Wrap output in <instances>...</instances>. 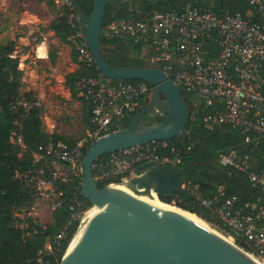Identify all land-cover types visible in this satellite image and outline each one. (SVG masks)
Masks as SVG:
<instances>
[{
  "label": "built area",
  "instance_id": "built-area-1",
  "mask_svg": "<svg viewBox=\"0 0 264 264\" xmlns=\"http://www.w3.org/2000/svg\"><path fill=\"white\" fill-rule=\"evenodd\" d=\"M245 2L251 8L246 19L239 14L217 15L191 4L164 12L142 11L138 18L123 19L110 14L104 19L100 37L105 41L119 40L124 45H140L146 66L161 70L181 90L210 108L203 116L207 130L229 126L245 136L244 142L256 147L264 144V0ZM53 4L55 16L65 19L67 40L75 51L76 64L94 66L73 0H53ZM76 91L86 104L88 115L86 134L75 147L51 141L25 164L20 160L26 150L22 136L13 132L9 137L20 158L12 170V181L27 189V200L11 208L14 227L25 236L42 234L48 224L41 221V209L50 211L51 216L63 206L67 211L52 245L47 244L39 252L38 264L56 262L51 258L69 227L77 223L78 228L89 211L83 210L77 198L82 181V148L123 129L122 122L137 113L141 103L151 99L154 88L145 82L112 83L97 73L77 82ZM192 105L197 108L195 100ZM10 107L28 112L39 105L30 95L19 93ZM164 113L152 106L146 116L153 120ZM196 113L197 110L189 113L188 119H194ZM165 151L171 155H164ZM246 159L238 161L231 151L220 157L219 164L246 175L250 186L257 190L254 203L239 206L237 197L227 195L224 187H218L210 197L195 189L189 193L208 209L213 219L239 235L250 250L246 253L264 264V167L250 172ZM147 162L177 166L178 158L168 141L112 152L93 164L92 169L99 173L94 181L119 178L117 184L126 182L135 176L137 166ZM66 186H70L67 200L62 190Z\"/></svg>",
  "mask_w": 264,
  "mask_h": 264
},
{
  "label": "water",
  "instance_id": "water-1",
  "mask_svg": "<svg viewBox=\"0 0 264 264\" xmlns=\"http://www.w3.org/2000/svg\"><path fill=\"white\" fill-rule=\"evenodd\" d=\"M78 1L73 3L96 70L107 80H138L154 91L125 128L92 141L84 151L80 196L102 210L79 225L59 264H260L191 217L142 200L151 199L152 191L157 198L168 200L178 194L184 201H195L184 188L177 166L147 162L137 166L135 176L126 182L97 187L92 166L98 158L179 137L188 123L189 109L181 98V89L161 70L146 65L115 67L104 59L100 34L106 8L125 0H91L88 16ZM152 106L164 110V116L146 123L143 119ZM128 198L132 200L121 204Z\"/></svg>",
  "mask_w": 264,
  "mask_h": 264
},
{
  "label": "trees",
  "instance_id": "trees-1",
  "mask_svg": "<svg viewBox=\"0 0 264 264\" xmlns=\"http://www.w3.org/2000/svg\"><path fill=\"white\" fill-rule=\"evenodd\" d=\"M81 10L88 16L92 9L91 0L78 1ZM48 6L52 1L47 0ZM186 4L197 6L201 9H208L217 15L239 14L244 19L249 17L250 6L245 0H214L212 4L207 0H142L135 4L127 2L109 5L106 8L105 19L112 14L116 18H138L139 12H164L169 9H180ZM255 20V17H252ZM50 29L61 43H67L68 27L63 17H56L50 23ZM100 48L104 59L109 65L115 67L145 66L141 58L142 48L140 45H124L119 40L105 41L100 39ZM14 42L0 44V264H38L36 258L39 252L44 249L46 242L51 244L53 236L57 234L61 224L67 217L65 206L52 213V222L46 226L43 233L25 234L14 227L12 217V206L19 207L27 200V189L12 181V170L16 165L19 150L9 142L11 133L17 132L22 136L25 145V153L21 159L26 164L30 163L31 155L38 152L39 148L46 146L49 142L61 141L70 148L75 147L77 142L62 141L55 135H49L43 131L39 117V108L24 112L22 108L11 109V103L20 93L22 72L18 70V54ZM106 52V53H104ZM72 60L76 62L75 51H72ZM76 72L64 77L65 86L74 96L76 84L80 80L94 77L97 73L94 66L78 65ZM112 83L117 81H110ZM128 82H142L131 80ZM27 95V94H26ZM181 98L186 103L189 113L197 110L194 119L188 120L185 130L179 137L168 141L174 147L175 155L178 158L177 168L183 180V186L191 192L197 190L202 196L210 197L216 193L218 187H224L229 196H236L238 205L243 207L247 203H254L257 197V190L252 188L245 174L233 167L221 166V156L233 151L237 160L247 157L246 164L248 171L259 172L264 167V144L259 143L254 147L253 143L244 142L245 136L238 130L229 126H221L215 130H207L204 127L203 116L210 108L206 107L201 100L184 90H181ZM197 102V108H193L192 101ZM84 104V103H83ZM85 124L87 122L88 108L86 104ZM143 106V103H141ZM129 119L122 122L126 127ZM144 122H152L147 116ZM89 145V144H88ZM82 148V153L88 147ZM164 155H171L169 151L162 152ZM106 155L101 156L95 163L103 161ZM93 178L98 176V171L93 169ZM118 179L95 180L98 188L108 184H117ZM70 186L63 188L64 199H68ZM77 198L83 204V210H88L92 204L80 196V187ZM162 202L174 205L178 208L195 214L198 218L216 228L225 236L232 237L235 245L244 252H250L247 244L239 238V235L230 228L219 223L210 215L208 209L200 206L198 201H184L181 196L174 194L171 199L158 197ZM77 223H73L65 238L60 241V246L51 259L59 264L63 253L69 245L76 229ZM208 225V226H209ZM52 245V244H51Z\"/></svg>",
  "mask_w": 264,
  "mask_h": 264
},
{
  "label": "rangeland",
  "instance_id": "rangeland-1",
  "mask_svg": "<svg viewBox=\"0 0 264 264\" xmlns=\"http://www.w3.org/2000/svg\"><path fill=\"white\" fill-rule=\"evenodd\" d=\"M213 1L214 0H207L210 4H212ZM135 6H138V4H135ZM42 7L43 5L37 0H0V43L6 44L7 42H11L13 37L19 36L31 40L34 37L33 32L36 31H27L29 29H25L24 23L20 20L21 18H23V20L32 19L27 14L33 13V11H35V15H38L40 19L52 20V18H54V13L51 8L45 10L42 9ZM31 45H33V43H31ZM33 46L34 51H36L38 46L36 49L35 45ZM65 46L68 47V44ZM17 50V54L20 58L22 56L20 53L21 50ZM67 52L66 49V51L61 53L60 62L56 66L58 70L54 73L48 69L49 67L45 62L36 61L35 64H32L30 63L31 59L27 57V59L24 60L25 66H35V68H30L28 70L27 73H29V75L27 74L25 76L22 73L19 92L21 94L30 95L39 104L41 127L44 132L49 135H55L62 141L79 143L84 138L85 134V110L77 93L73 96L63 81L64 73L69 70L66 69L65 66L68 59ZM30 54L32 53L30 52ZM169 205L177 207L172 203ZM93 206L94 205L88 210ZM40 218L44 223L51 224L52 222L50 211L46 209H41ZM209 227L225 236L216 228L210 225ZM225 237L230 238L229 236ZM47 244L46 242L45 246ZM233 244L235 245L234 241Z\"/></svg>",
  "mask_w": 264,
  "mask_h": 264
},
{
  "label": "crops",
  "instance_id": "crops-1",
  "mask_svg": "<svg viewBox=\"0 0 264 264\" xmlns=\"http://www.w3.org/2000/svg\"><path fill=\"white\" fill-rule=\"evenodd\" d=\"M37 1L39 3H41V5H43L42 9L47 10V9L51 8L52 12L54 13V18H55V10H54L53 0H51L52 4H53L52 6H48L47 0H37ZM34 12L35 11H33V13L27 14L32 19L29 18V19L23 20V18H21L20 21H22V23H24L25 29H29L27 31H30V30L36 31V32H33L35 38L33 37L32 38L33 40L32 39L29 40L28 38L19 36V37H13V39H11V42H14L17 49L21 50L20 53L22 56L20 58L18 56V70H20L26 76L27 74L29 75V73H27V72L30 68H35V66H33V67H26L25 66L24 60L27 59V57H29L31 59L30 63L35 64L36 61L37 62H45L49 67L48 69H50L54 73L58 70V67H56V66L60 62L61 53L63 51H66V49H67V51H68L67 52V58L68 59H67L65 66H66V69H69V70L66 73H64V75H63V81H64V77L66 75L73 73V72H76L79 69L78 64H76V62L73 61L72 57H71L73 48L71 47L68 40H67V43H61L55 37L54 32L50 29V23L54 18H52V20L51 19H40V17L38 15H35ZM20 25H22V24H20ZM34 41H36L35 44H38L36 51H34V49H33V47H34L33 45H35ZM31 43H33V45H31ZM0 44H2V43H0ZM67 44H68V47L65 46ZM30 52L32 54H30ZM60 78H62V77H60ZM79 99L82 101V103H84L81 98H79ZM84 110L86 112L85 105H84ZM86 128L87 127L85 124V131H84L85 134H86ZM85 134H84V136H85Z\"/></svg>",
  "mask_w": 264,
  "mask_h": 264
},
{
  "label": "bare ground",
  "instance_id": "bare-ground-1",
  "mask_svg": "<svg viewBox=\"0 0 264 264\" xmlns=\"http://www.w3.org/2000/svg\"><path fill=\"white\" fill-rule=\"evenodd\" d=\"M150 196H151V199L149 198H144L142 199L143 201H154L155 203L159 204L160 206L164 207V208H167V209H172V210H176L178 212H181L189 217H191L192 219L196 220L198 223L202 224L203 226L211 229L206 223H204L202 220H199L198 218H196L193 214L187 212V211H184L182 209H179L177 207H174L172 205H169V204H165V203H162L159 201V199L157 198L156 194L152 191L149 192ZM132 199L131 198H128V199H125L121 204H125V203H128L129 201H131ZM100 210H102V207L101 206H98V205H94L86 214L85 216L83 217L82 219V223L90 216H93L94 214L100 212ZM215 234H217L218 236H220L221 238H223L224 240L228 241L229 243H231L232 245L233 244V241L231 238H227L221 234H219L218 232H216L215 230L211 229ZM244 252V251H242ZM245 254L249 255L250 257H252L254 260H256L257 262H259L255 257H253L251 254L249 253H246L244 252ZM260 263V262H259ZM261 264V263H260Z\"/></svg>",
  "mask_w": 264,
  "mask_h": 264
},
{
  "label": "flooded vegetation",
  "instance_id": "flooded-vegetation-1",
  "mask_svg": "<svg viewBox=\"0 0 264 264\" xmlns=\"http://www.w3.org/2000/svg\"><path fill=\"white\" fill-rule=\"evenodd\" d=\"M118 1H122V0H118ZM125 1L128 2L129 4H138L142 0H138L136 2H131V0H125Z\"/></svg>",
  "mask_w": 264,
  "mask_h": 264
}]
</instances>
